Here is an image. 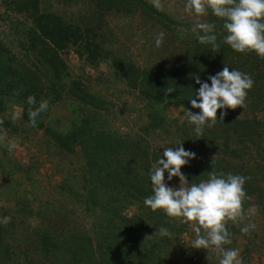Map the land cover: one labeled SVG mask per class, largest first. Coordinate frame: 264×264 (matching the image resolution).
<instances>
[{"label": "trees", "instance_id": "16d2710c", "mask_svg": "<svg viewBox=\"0 0 264 264\" xmlns=\"http://www.w3.org/2000/svg\"><path fill=\"white\" fill-rule=\"evenodd\" d=\"M185 2L0 0V130L23 145L45 147L55 162L48 180L61 175L52 187L36 181L42 191L31 207L18 194L20 181L30 187L41 161L7 159L2 146L0 218L11 220L0 224V264H219L214 247L192 246L189 224L144 204L152 194L151 168L164 147L180 141L196 153L181 169L189 184L207 180L209 172L247 178L243 216L228 222L225 247L238 246L242 264L264 256V58L220 43L227 34L223 19L211 9L191 15ZM198 22L214 25L219 48L197 39ZM159 32L165 37L157 47ZM71 52L82 65H68ZM225 66L248 73L253 87L243 108L226 109L222 122L197 137L187 119V110L200 111L188 100L199 88L195 77L206 81ZM44 100L48 108L33 125L29 112ZM63 102L72 117L51 120V108ZM173 104L184 118L168 116ZM19 106L23 127L7 118ZM165 179L180 186L178 177L169 182L165 173ZM247 224L254 228L243 234ZM161 226L171 235H161Z\"/></svg>", "mask_w": 264, "mask_h": 264}, {"label": "clouds", "instance_id": "9594fccd", "mask_svg": "<svg viewBox=\"0 0 264 264\" xmlns=\"http://www.w3.org/2000/svg\"><path fill=\"white\" fill-rule=\"evenodd\" d=\"M211 9L214 16L223 19L226 35L220 43H226L236 52H255L264 58V0H186L185 10L201 16ZM214 25L196 23L192 31L201 43H207L212 48H219ZM165 33L155 36V45L161 46ZM210 81V83L208 82ZM199 88L194 91V97L188 99L192 108L199 112L187 110L188 122L193 125L197 137L203 136L205 127L215 126L217 121H223L226 109L244 107L248 91L253 87V79L248 73L228 66L206 81L195 77ZM172 89H169L171 93ZM29 105H34V96L27 98ZM48 108V101H41L29 116L33 125L36 117ZM220 117L217 118V110ZM174 146V147H173ZM10 147H15L14 144ZM196 153L186 150L183 141L164 147L162 155L156 160L149 172L152 194L144 199V204L153 211L160 209L168 217L179 218L180 223L189 224L195 238L192 246L209 249L214 247L220 256L219 264H242L240 250L227 248L231 244L228 222L236 221L243 216L242 202L246 197L244 185L246 177L233 173L209 172L207 180L198 183H188L187 177L181 171L182 166L194 159ZM167 181L178 177L179 187L170 186ZM187 185V186H185ZM10 216L0 218V224H7ZM254 225L241 227L243 234H248ZM161 235L170 236L168 228L161 226Z\"/></svg>", "mask_w": 264, "mask_h": 264}, {"label": "rangeland", "instance_id": "374dc122", "mask_svg": "<svg viewBox=\"0 0 264 264\" xmlns=\"http://www.w3.org/2000/svg\"><path fill=\"white\" fill-rule=\"evenodd\" d=\"M170 6H172V4H168ZM191 15H194L191 13ZM109 26H113L111 25V23H109ZM187 35L185 33H183V36ZM180 46V44L178 45V47ZM181 48V47H179ZM171 59V57L168 56V59L166 61H169ZM67 62L68 65H70L71 67H78L79 65H82V61L81 59L74 53L71 52L70 55H68L67 57ZM151 63L153 64V61H151ZM102 71H106V67L105 65L101 66ZM89 72L92 74H94V70H89ZM94 89L95 90H101L100 85H98L97 83L94 84ZM129 101V99L127 100ZM21 111L22 109L19 107H15L10 113L7 112V118L8 120H10L11 122H14L15 124H19V127H23V124L21 122L22 118H21ZM167 114L171 119H176V118H184L185 116V112L184 109L176 104L171 105L168 109H167ZM136 114V113H135ZM72 117L69 108L67 107V103L63 102V103H59L58 105L54 106L53 108H51V120L55 121L57 119L60 120H64V119H70ZM1 129V128H0ZM28 129V128H27ZM43 132L39 131L38 132V136H42ZM30 136H32L33 138H37L35 136V134L30 133ZM4 140L5 143L2 145L0 142V157H1V150H2V146L4 148V150L7 152V159L12 157V158H17L19 160H22L23 162H26L27 157H31L32 159H36L38 160V162L41 161L40 164V170L36 173V170H34L35 174H34V180L33 182H31V186H28V183L26 181H20V185L19 186V191L18 194H20V196H23L27 198V200H29L31 207H36V204L38 203V193L39 191H42V187L41 188H37V182L40 179L44 180V185L47 187H52L53 185H55L57 183V181H60L61 179V175H55L53 176V182L48 180V176L50 174H52V169H54L55 167V162H52L48 159L47 157V152L45 151V147L41 148L38 145L35 144H30V143H26L27 145H23L22 143H20L17 139L11 138L10 135L6 132V131H1L0 130V140ZM32 139V138H30ZM8 141V142H7ZM14 144L15 147H10L11 144ZM27 147L28 149L31 150L30 154L27 156ZM79 156V155H78ZM76 162V161H75ZM64 165V164H63ZM75 165H78L75 163ZM65 170L67 169H71V166L69 165H65ZM60 169H58L59 171ZM65 172V171H64ZM44 176V177H43ZM52 182V183H51ZM52 184L51 186L48 185ZM36 184V191H32V186ZM50 190V188L48 189V191ZM7 199V198H6ZM250 210V208L248 209ZM191 233L195 234L193 230H191ZM183 239H185V244H189V241H191V236L189 235V232H185L183 235ZM234 248L239 249L238 246H235ZM240 250V249H239ZM263 254L261 255V257L256 254L254 257V264H260V260L263 259ZM177 264H187L186 260L184 259H178V263Z\"/></svg>", "mask_w": 264, "mask_h": 264}]
</instances>
